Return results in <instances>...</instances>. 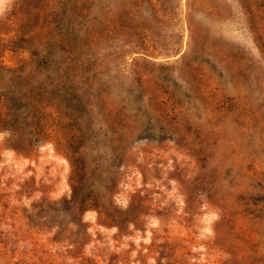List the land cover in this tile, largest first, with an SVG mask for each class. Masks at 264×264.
<instances>
[{
	"label": "rangeland",
	"instance_id": "374dc122",
	"mask_svg": "<svg viewBox=\"0 0 264 264\" xmlns=\"http://www.w3.org/2000/svg\"><path fill=\"white\" fill-rule=\"evenodd\" d=\"M150 1L0 0V264H264V0Z\"/></svg>",
	"mask_w": 264,
	"mask_h": 264
},
{
	"label": "trees",
	"instance_id": "16d2710c",
	"mask_svg": "<svg viewBox=\"0 0 264 264\" xmlns=\"http://www.w3.org/2000/svg\"><path fill=\"white\" fill-rule=\"evenodd\" d=\"M155 1V3H153ZM150 10H151V12H153L154 14L153 15H155V13L157 12V10H156V8L154 9V6H157V5H161V3H159V1L158 0H152V1H150Z\"/></svg>",
	"mask_w": 264,
	"mask_h": 264
}]
</instances>
